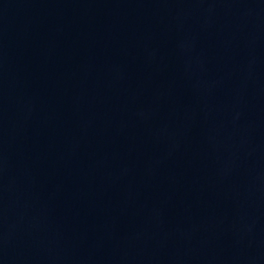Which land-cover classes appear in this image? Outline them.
I'll return each instance as SVG.
<instances>
[{
	"label": "water",
	"instance_id": "1",
	"mask_svg": "<svg viewBox=\"0 0 264 264\" xmlns=\"http://www.w3.org/2000/svg\"><path fill=\"white\" fill-rule=\"evenodd\" d=\"M0 264H264V0H0Z\"/></svg>",
	"mask_w": 264,
	"mask_h": 264
}]
</instances>
